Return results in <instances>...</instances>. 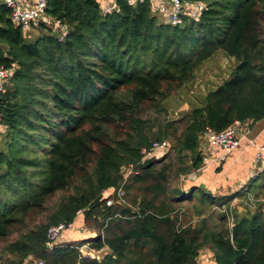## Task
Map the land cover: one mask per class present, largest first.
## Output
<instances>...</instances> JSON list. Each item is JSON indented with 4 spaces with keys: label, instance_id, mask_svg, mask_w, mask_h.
<instances>
[{
    "label": "trees",
    "instance_id": "16d2710c",
    "mask_svg": "<svg viewBox=\"0 0 264 264\" xmlns=\"http://www.w3.org/2000/svg\"><path fill=\"white\" fill-rule=\"evenodd\" d=\"M103 1L46 0L45 22L27 32L0 2V64L11 69L0 95V264H198L206 253L214 264H264V202L239 212V191L185 196L180 186L202 165V135L264 120V0H190L205 8L180 26L156 17L151 0H107L109 12ZM217 52L237 65L201 106L180 120L151 116ZM164 140L167 150L143 158ZM248 185L258 196L264 171ZM78 211L98 234L48 250V229ZM30 214L42 215L32 227ZM85 243L108 251L84 258Z\"/></svg>",
    "mask_w": 264,
    "mask_h": 264
},
{
    "label": "built area",
    "instance_id": "2783aa9c",
    "mask_svg": "<svg viewBox=\"0 0 264 264\" xmlns=\"http://www.w3.org/2000/svg\"><path fill=\"white\" fill-rule=\"evenodd\" d=\"M146 0H126L129 6H134L136 3H144ZM167 6H162L160 9H155L163 17L162 20L165 24L170 26H180L184 22H190L197 20L202 14L205 5L202 2H192L190 0H167ZM2 4L9 9L11 15V22L20 27L23 32H27L30 29H37L42 22H45L46 15V0H3ZM161 6V4H160ZM114 5L110 4L108 8H103L104 12H109L114 9ZM154 8V7H153ZM154 11V9H153ZM65 35V28L61 29ZM62 38V37H61ZM11 77V69H8L0 64V95L4 92L6 85ZM246 123L235 121L231 126L226 128L222 132L208 131L200 137L203 141H200L201 158L207 162L210 156L207 153H203L205 150H209L213 153L216 149L222 151V155L215 160L225 159V157L231 154L240 144L242 137H245L250 133L249 127L245 126ZM168 148L167 141L153 142L149 150H143V158L149 159L154 154L160 151H165ZM254 165L258 169V173L264 171V141L256 146ZM133 173L131 169L129 175ZM253 177V176H252ZM251 177V178H252ZM124 192L120 188L116 194L117 202L124 203ZM114 194L111 193V197L106 200L105 205L110 207L115 204ZM264 202V201H263ZM81 211L77 212L79 215ZM76 215V216H77ZM76 218V217H75ZM68 224H59L52 226L47 231L46 248L53 250L59 243V239L66 232H74L72 229L75 225V219ZM79 251L82 253V257L90 258L97 255L99 252L91 249L88 245H82L79 247ZM102 252V251H100ZM100 254V253H99ZM99 258V257H98ZM30 260L28 258L25 264ZM42 264V262H37Z\"/></svg>",
    "mask_w": 264,
    "mask_h": 264
},
{
    "label": "rangeland",
    "instance_id": "374dc122",
    "mask_svg": "<svg viewBox=\"0 0 264 264\" xmlns=\"http://www.w3.org/2000/svg\"><path fill=\"white\" fill-rule=\"evenodd\" d=\"M0 2L2 3L3 0H0ZM107 2V0L103 1V8H108L109 3L105 4ZM151 2L153 3L154 6V15L158 18L162 19V15L158 12L155 11V9H160L162 6H167L168 1L167 0H154V2L151 0ZM161 4V6H160ZM237 65V62L231 58L226 57L224 54H222L221 52H217L215 53L211 58H209L208 60H206L204 63H202L199 68L196 70V72L194 73V77L193 79L184 87H181L180 89L177 90H172L169 92L168 97L164 100L162 106H163V111L160 114L157 113H153L151 116H157L160 121L163 120H180L182 118H184L185 115H187L194 107L196 106H201L204 96L205 94L216 88L217 85H219L220 83H222L221 81L225 80V78H229L230 76V71L233 70L235 68V66ZM5 135V130L0 128V149L3 148V138ZM201 142H203L201 139H199ZM219 150V149H218ZM207 151L209 152V155H212V153L207 149L205 150L203 153H207ZM208 154V153H207ZM222 155V151L221 154L219 156ZM218 156V157H219ZM227 157V156H226ZM225 157V158H226ZM210 158V157H209ZM212 159L210 158L207 162H205L202 159V165L201 167L197 170L194 171L190 174L187 175H183L180 178V186L181 189L186 193L185 196H188L187 192L190 191L192 188H202L204 189V185L202 182H200V175L199 173L201 172L200 170H202L207 164L212 163ZM215 161V162H214ZM214 163L219 164L218 168H214V172L216 174H219L221 172L224 173V168L220 167V165L222 164V162L224 161V159L221 160H215L214 159ZM256 167L254 169V175L253 177H256L258 174V169L256 172ZM131 170V168H127L125 170H123V176L124 179H127L129 177V171ZM256 174V175H255ZM222 175V174H221ZM220 176V175H219ZM253 177L250 179L247 183L246 181V185L244 184L241 187H238L236 189H234V191L228 193V195H224V196H229L232 194H235L236 192L239 191L240 196H238L235 200H233L231 202V206H233L234 208H237V210L239 212H247V210L245 209V207L249 208V213L251 214L252 211H254V208L256 206V202L264 201V190L260 191L259 195H255L254 192L249 191V186L248 184L251 183ZM256 185V184H255ZM255 187V186H253ZM206 189V188H205ZM207 190V189H206ZM249 191V192H248ZM112 193V191H111ZM217 196H223V195H219L218 193H216ZM243 195H246L244 197H241ZM248 198V199H247ZM55 198L51 200V202H54ZM50 204V203H49ZM248 204V205H247ZM264 204V203H263ZM186 209L188 210V214H192L194 210L192 209V205L191 204H186ZM83 218V213H80L79 215L76 216V220H75V225L74 228L72 229V231H74L75 233L79 232V237H75L78 240H74V238H69V237H61L59 239V243L60 242H82L83 240H88L89 238H94L98 232L91 228V226L89 225V223H84L81 224L80 221H78V218ZM42 219V215H37V214H30L29 215V224L30 227H32L34 224H36L37 222H39ZM187 221V220H186ZM191 223H193V221H195V219L193 220H189ZM82 222V221H81ZM81 224V225H79ZM17 231V228H13L11 229V238H9V240L14 239L16 237L15 232ZM74 232H66L64 233L62 236H64L65 234H70V233H74ZM2 245V243L0 242V246ZM83 245H87L86 243ZM207 252V251H204ZM100 253V254H99ZM96 256L99 257H103L105 254L103 252H99ZM199 260V258H198Z\"/></svg>",
    "mask_w": 264,
    "mask_h": 264
},
{
    "label": "crops",
    "instance_id": "0c3cea01",
    "mask_svg": "<svg viewBox=\"0 0 264 264\" xmlns=\"http://www.w3.org/2000/svg\"><path fill=\"white\" fill-rule=\"evenodd\" d=\"M152 1L154 2V0ZM107 3H109V1H107L105 4ZM245 126L249 127L250 133L241 138L240 144L236 150L227 155L220 165V167L224 168V173L221 172L216 174L214 172V168H218L219 165H215L214 159H216L221 154V150L216 149L212 155H209V152L207 151L208 155L214 162L212 161V163L207 164L202 170H200L201 172L199 173V179L200 182L203 183L204 188L211 191L215 195L216 193L223 196L228 195V193L234 191V189L243 186L246 181L248 182L249 178L254 175V156L256 146L264 141V120L255 124L249 122L246 123ZM62 237H71L74 238V240H78L75 237H79V232L65 234ZM107 251L108 250L106 248L102 250L103 253ZM206 254L207 255L198 261V264H214L208 253Z\"/></svg>",
    "mask_w": 264,
    "mask_h": 264
}]
</instances>
